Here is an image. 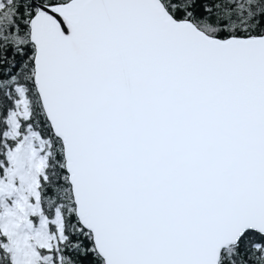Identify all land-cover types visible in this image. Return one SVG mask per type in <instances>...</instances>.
Here are the masks:
<instances>
[{"label": "snow or ice", "instance_id": "1", "mask_svg": "<svg viewBox=\"0 0 264 264\" xmlns=\"http://www.w3.org/2000/svg\"><path fill=\"white\" fill-rule=\"evenodd\" d=\"M0 264H264V0H0Z\"/></svg>", "mask_w": 264, "mask_h": 264}]
</instances>
